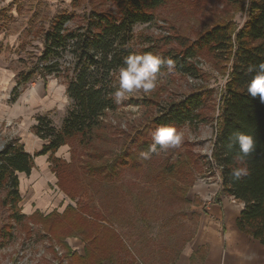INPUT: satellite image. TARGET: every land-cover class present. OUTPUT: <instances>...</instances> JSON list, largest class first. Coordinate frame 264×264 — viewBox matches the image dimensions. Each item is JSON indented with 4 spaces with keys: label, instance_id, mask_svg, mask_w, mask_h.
<instances>
[{
    "label": "rangeland",
    "instance_id": "obj_1",
    "mask_svg": "<svg viewBox=\"0 0 264 264\" xmlns=\"http://www.w3.org/2000/svg\"><path fill=\"white\" fill-rule=\"evenodd\" d=\"M247 2L166 0L153 11L152 21L132 26L129 44L138 59L139 52L144 54V49L154 45L165 52H177L180 43L191 44L216 23L229 22L239 29L246 20ZM93 10L115 9L109 0H12L0 6V32H19V75L22 78L30 73V79L22 84L25 92L32 83L54 80L66 85V71L56 77L41 72L43 33L61 15L70 18L67 31H73ZM61 60L71 61L68 56ZM230 65L229 53L204 49L187 58L184 66L172 60L155 74L133 63L123 77L115 78V109L99 117L91 136L68 139L66 156L54 153L61 161L58 168L51 171L47 158L48 169L25 176L29 181L36 175L26 188L24 176L16 172L17 207H12L8 187L0 185V264H97V254L91 251L85 255L86 247L102 246L103 235L113 242L129 241L145 264H165L173 259L194 231L196 220L189 214L192 187L197 179L206 177L208 158L214 161L219 97ZM193 94H202L199 119L167 128L156 125V119L161 120L173 104ZM64 111H50L55 124L49 120L56 129L62 125L59 120ZM15 136L11 134L4 142L0 139V146ZM160 137L164 138L156 145ZM38 181H43L40 188ZM26 205L38 215L26 214ZM68 206L77 211L71 217L75 226L59 217L40 219L51 212L60 215ZM97 218L99 223H94ZM81 225L88 229L96 225L98 240L83 239L75 229ZM67 238H77L83 248H71ZM102 250L109 252V248Z\"/></svg>",
    "mask_w": 264,
    "mask_h": 264
},
{
    "label": "trees",
    "instance_id": "obj_2",
    "mask_svg": "<svg viewBox=\"0 0 264 264\" xmlns=\"http://www.w3.org/2000/svg\"><path fill=\"white\" fill-rule=\"evenodd\" d=\"M109 1L114 11L93 10L86 16L85 23L73 31H67L66 22L70 18L61 15L43 33V50L39 58L41 72L55 77L62 70L67 72L68 106L59 129L52 126L47 117H36L37 124L32 131L46 144L35 156L48 154L51 171L58 168L61 161L54 157L56 150L70 138L91 136L99 117L115 109L113 83L115 78L123 77L133 63L159 74L172 60L184 66L187 58L204 49L229 53L231 65L219 97L212 156L221 167L222 191L243 204L236 221L238 229L264 245V0H248L246 20L237 30L229 22L216 23L191 44L180 43L181 49L173 52L175 54L154 45L144 49V54L139 52V59L129 44L132 26L137 22L152 21L153 11L166 0ZM169 53H172V59L168 58ZM67 56L71 59L69 64L67 60H61ZM29 79L30 73L20 78L13 93L16 94ZM201 97L202 94H193L173 104L161 120L156 119V125L167 128L199 119L197 108L201 105ZM163 138L155 144L160 145ZM33 167L34 157L25 152L18 140H6L0 149V185L8 187L12 207H17L20 201L16 172L29 175ZM76 212L68 206L60 215L51 212L40 219L47 221L59 217L68 220L72 227L75 224L71 217L76 216ZM99 220L93 219V222L99 223ZM94 226V229H88L81 225L75 229L83 239L94 243L98 240V227ZM47 229L56 231L52 225H47ZM101 241L99 245L102 246L90 247L88 244L86 247L85 255L91 251L97 254V264L111 260L118 246H126L125 240L113 242L105 235ZM102 247L109 248V252H104Z\"/></svg>",
    "mask_w": 264,
    "mask_h": 264
},
{
    "label": "crops",
    "instance_id": "obj_3",
    "mask_svg": "<svg viewBox=\"0 0 264 264\" xmlns=\"http://www.w3.org/2000/svg\"><path fill=\"white\" fill-rule=\"evenodd\" d=\"M10 2L12 0H0L1 8ZM18 41L19 32L8 35L0 32V139L4 142L11 134L16 133L14 138L25 152L34 157L31 172H37L40 168L48 169V154L35 156L46 144L45 140L32 131V127L37 124L36 117L45 116L55 124L52 114L55 110L65 109L59 120L60 124L67 112L68 97L66 85L57 84L54 80L48 84L32 83L27 92L21 85L18 92L13 93L22 70L18 63L22 57L16 52ZM51 110L54 112L50 113ZM9 122L13 125L10 126ZM55 154L66 156L64 145ZM18 175L24 176L25 188L36 177L34 173L26 181L25 173ZM42 185L43 181H38L37 187ZM210 191L211 188L206 183H199L197 188L192 187L193 204L189 208V214L194 215L196 220L193 234L175 257L165 264H264V245L237 227L236 221L243 204L233 201L231 196L221 190L215 202L206 206L205 200ZM31 208V205H26L25 213L32 214ZM66 242L73 249L83 248L77 238H67ZM133 248L134 245L126 241L125 247L118 246L114 251L111 260L105 259L101 264H145L141 255Z\"/></svg>",
    "mask_w": 264,
    "mask_h": 264
},
{
    "label": "built area",
    "instance_id": "obj_4",
    "mask_svg": "<svg viewBox=\"0 0 264 264\" xmlns=\"http://www.w3.org/2000/svg\"><path fill=\"white\" fill-rule=\"evenodd\" d=\"M3 145L4 144L0 146V149H2ZM208 160L210 169L207 171L206 177L197 179L193 184V187L197 188L199 183H206L211 188V191L209 192L208 197L205 200L206 206H209L211 203L215 202L216 196L218 195L219 191L222 190L221 167L218 166L213 160H211L210 157L208 158ZM232 200L235 201L233 197Z\"/></svg>",
    "mask_w": 264,
    "mask_h": 264
}]
</instances>
